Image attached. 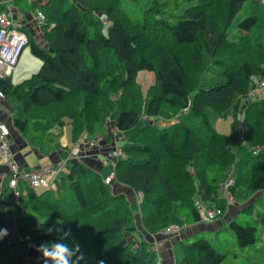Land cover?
Listing matches in <instances>:
<instances>
[{
  "label": "trees",
  "instance_id": "16d2710c",
  "mask_svg": "<svg viewBox=\"0 0 264 264\" xmlns=\"http://www.w3.org/2000/svg\"><path fill=\"white\" fill-rule=\"evenodd\" d=\"M245 1L251 11L232 23ZM119 2L48 0L40 6L46 47L28 40L30 52L41 61L39 68L16 84L9 76L0 78V91L18 105L16 112L11 110V123L26 136L33 128H51L49 121L62 126L69 119L72 141H76L85 131L100 134L94 132L92 122H97L94 128L98 129L104 115L117 111L112 122L117 131L138 128L126 137L122 146L126 156L115 161L113 181L142 192L139 210L144 231L162 230L173 209L187 221H200L197 202L224 212L220 180L231 166L233 194L237 188H255L248 169L259 167L264 178V160L257 158L264 151V95L245 103L242 139L216 132L205 108L223 116L231 112L236 119L239 95H246L254 81L264 76V17L256 11L264 7V0H213L216 12L197 6L176 20H162L165 43L158 31H148L147 23L141 24L142 29L138 28L140 20L130 17V24L124 23L117 13ZM233 36L248 42L245 59L236 63L226 60L228 44L242 49ZM141 70L153 75L146 91L136 81ZM61 104L68 110L65 115L57 114ZM163 106L179 112L177 123L156 127L143 122V115L156 117ZM48 136L32 135L33 140H27L39 148L35 139L44 138L45 151L59 147L55 137ZM55 182L54 192L38 193L26 187V194L14 203L16 232L23 241L36 246L51 243L60 234H47L46 229L56 225L71 230L64 242L70 247L79 244L84 257L79 264L101 260L105 264H154L150 245L143 238L117 239L124 229L133 227L127 225L129 202L121 194L113 195L111 183H104L98 172L73 161L66 164L65 176ZM37 207L47 210L46 221ZM251 208L249 203L242 210ZM253 214L264 229V212ZM228 229L240 249L252 246L258 238L255 224H241L235 217L228 221ZM230 251L199 233L179 241L174 264H221ZM0 264L43 262L13 252L5 259L0 255Z\"/></svg>",
  "mask_w": 264,
  "mask_h": 264
},
{
  "label": "rangeland",
  "instance_id": "374dc122",
  "mask_svg": "<svg viewBox=\"0 0 264 264\" xmlns=\"http://www.w3.org/2000/svg\"><path fill=\"white\" fill-rule=\"evenodd\" d=\"M210 1H213V0H120V2L118 3L117 13L122 17V19L124 20L123 22L127 23L128 25L130 24V21H129L130 17L132 19H135V20H140L139 21L140 25L138 27L140 29H142L140 27L142 23H147V26H149V28H150V29H148V31L151 33L158 31L157 35L159 36L160 40L162 41L163 38L167 37L166 34H164L163 29H162V23H161L162 20H166V21L176 20L177 18L186 14L190 9H193L197 6L203 7L210 12H216L217 7H214V4L212 5V3H210ZM20 2L22 3V5L30 8L31 10L35 6L34 3H28V2H26V0H20ZM47 3H48V0L45 1L44 3H42V6H45ZM251 9L252 8H251V6H249V2L245 1L244 4L242 5V8L235 14V16L232 20V23H234L235 21L240 20L243 17H245L246 15H248L249 12L251 11ZM256 11L260 17H264V7L256 8ZM261 26L262 27L264 26V22H261ZM234 27H235V25H234ZM235 29H236V27L234 28V30ZM42 33H43V26L41 27L40 30L36 28V33L35 34L31 33L32 35H29L28 40L32 39L33 41H35L40 46L46 47V43L42 37ZM256 34H257V32L253 35V37L256 36ZM232 39L237 40L238 46L241 47L242 49L236 50V47H232L228 44V49H229L228 56H229V58L226 60L227 61H234L233 63H236L238 60L245 59L244 56L247 54V49H244V47L247 45L248 42L242 37H234L233 36ZM247 39H250V37H247ZM165 41L167 42V45L170 44L169 39H165ZM163 43H165V42H163ZM189 50H190V48H187V50L185 49V51H184L185 56H186L187 52L189 53ZM40 64H41L40 59L35 57L30 52L29 45L27 44L23 47L22 52L19 55L18 61H17L16 65L13 67L9 78L11 81H13L16 84V83L20 82L23 78L29 76L31 73L36 71L39 68ZM152 80H153L152 73L149 71H146V70H141L140 72H138V74L136 76V81L140 85V88L142 89V91H146L145 90L146 86L149 83H151ZM247 94H248V92H247ZM246 95L240 94L239 95L240 97L237 96V97H239L238 102L240 105V109L244 108V105L246 103V101H244L246 99ZM111 98L113 99L114 95H111ZM4 100H5V102H7L8 104H10L12 106L14 112L17 111V106H18L17 101L11 95H7L4 98ZM163 107H164V109H161L160 113L156 117L147 118L146 115H143L142 116L144 119L143 122L144 123L150 122V123L154 124L156 127H163V126H167V125L169 126L170 123L168 122L167 119L174 117V121L172 123L173 124L177 123L178 121L176 119L178 117L177 115L179 112H177L175 110H169L165 106H163ZM205 109H206V115H207V118L209 120V123L216 132H219L221 134H235V135L239 134V132L241 130L240 113H237L236 119H235V117H233V114L231 112H228L227 114H225L223 116V115L218 114L211 107H206ZM62 112H64V115L67 114V112H68V110L66 109V105H64V104L60 105V108H59L57 114L59 113L60 115H62ZM142 112H143V109H142ZM116 113H117V111L111 115H104V118H102L101 124L99 126L100 128H98V129H96L97 127L94 128L95 125H97V122H95V121L92 122L94 132H96L98 130L97 132H101L100 133L101 135H103V133L106 130H107V132H112V130H113V124H112L113 117L116 115ZM31 117H38V116L34 115ZM165 120H166V122H165ZM49 122L51 123V128H47V129H41V128L35 129V128H33L32 130L29 131V133L26 136L25 135L23 136L19 132L18 133L20 135H22V137H23L22 139L26 140L27 142L32 137V135H34V137H37L39 135H41V136L43 135L44 138L46 135H49L48 137H55L54 141L58 142L60 147L64 149L62 151V154L64 157V155H65L64 153L67 150L71 149L72 143H73L72 134H71V123L69 122V119H65V123L62 126H57L55 123L52 124L51 121H49ZM161 122H165V123H161ZM42 123L46 124L45 121ZM32 124H37V123L32 122ZM137 128H138V125H135V126L129 128L127 130L117 131V137L119 138L117 140L118 145L123 146L126 143V137L128 135H130L131 133L135 132ZM60 129H61V131L58 134V131ZM96 134H99V133H96ZM82 136L83 137L86 136V138H88V141L91 139V135H89L88 131H85L84 133H82L79 138H81ZM48 137H47V139H48ZM120 137H122V139ZM44 138L41 141L39 138L38 139L36 138L35 141H36V143H39V148L37 146H35V147H37L40 151L47 153L45 151L46 147L44 144V140H45ZM31 139L33 140V138H31ZM89 144L94 145L95 144L94 139L90 140ZM78 151L79 150L73 151L71 149L70 155L73 158H76L78 156L76 154V152H78ZM72 152H74V153H72ZM257 158L259 160H262V159L264 160V151L261 154H259V156ZM74 161H81V160H74ZM65 163H66V161H65ZM68 163H69V161H67V164ZM258 168H256V166H255L253 169L250 168L247 171V172H249L247 176L252 174V176L254 177V180L256 182L255 188H252L251 190L246 189L245 187L244 188H237L235 193L234 194L232 193L233 198H234V203L232 205L234 206V209L237 210V213L235 216L236 221L241 223V224H244L245 222H250V223L255 224L257 226V231H256V236L258 237L257 242L253 246H251V247L248 246V248H245L247 250H250L249 251L250 253H251V251L255 250V253H257V256H256V254L251 255L247 251L241 250L240 248H238L237 243L233 238V234L228 228L223 229L221 231H216V232H213V231L203 232L202 231L201 234L205 235L207 238H210L212 241H214V243L218 244L219 246L224 247L225 249L231 250L230 252L235 250V252L240 254V257L235 258V257L231 256L230 252H229L228 256L226 257L224 262H222L221 264H250V263L251 264H259L260 262H258V260L264 262V230H262L261 226L258 224V221L256 220V218L253 214L254 212H258V213L264 212V178L260 176ZM65 170L66 169H64V168L61 170V172L58 174L59 178L65 176ZM105 172H106V166L103 167L102 170H100L101 174H105ZM227 175H228V172H225V174L222 176L220 181H224L223 179H225V177ZM246 181H247V179H246ZM122 186L120 184L114 185L112 183V185H110L111 193L113 195L121 194L124 196V199H126V201H128L126 198V194H122L119 192V187H122ZM50 188H51V190L56 189V182L55 181L51 183ZM127 189H128V191L130 190L134 194L136 193V191L130 187H127ZM36 191H40V188H37ZM231 192H233V190ZM245 202L252 204V208L250 210H241L244 208L243 203H245ZM8 205H9V207L11 206L10 208H12L11 202H8ZM130 205H131V206H129L130 212H132V214H133L135 204L131 203ZM35 210L39 212V215L42 216V219H44V220L46 219V217H47L46 211L47 210H45L44 207H37V208H35ZM179 213L180 212H177V211H175V209H173L171 211V213L169 214V222L174 224V225H179L178 220H180L179 219L180 216L177 215ZM129 218H131V217H129ZM177 221H178V223H177ZM132 226L133 227L131 229H124L119 234L117 239L121 240L123 238H126L127 240H135V241H138V239L141 240V235H139V231H138L140 229H138L134 225H132ZM3 244H2V246L5 245V244L4 245ZM2 249L0 251V254H2L1 256L3 257V259H5L7 254H8L7 253L8 251L6 250V248H4L3 250ZM249 257H250V260H249ZM242 259H244V263L242 262Z\"/></svg>",
  "mask_w": 264,
  "mask_h": 264
},
{
  "label": "crops",
  "instance_id": "0c3cea01",
  "mask_svg": "<svg viewBox=\"0 0 264 264\" xmlns=\"http://www.w3.org/2000/svg\"><path fill=\"white\" fill-rule=\"evenodd\" d=\"M26 2L34 3L35 4L34 9H35V7L37 6L36 3L38 2V0H26ZM12 4L14 5L16 9L17 18L23 21L27 20L24 30L28 33V36L35 34L36 29L34 28V21L33 19H31V14L33 13L34 9L31 10L30 8L22 5L20 0L18 1L12 0ZM11 82L15 84L13 81ZM4 98L0 97V120L3 122H7L9 125L8 141L10 143V149H11L14 160L21 167L36 168L40 165H45V164L55 165V164L63 162L65 164L63 168L66 169L67 161L71 163L74 160H81V162H83L85 165H87L91 169L98 172V174H100L102 178L113 169V163L109 158H106V155L109 150L113 149L116 145H118L117 140L119 138L117 136L113 137L112 132H107L106 130L103 133V135L101 134L91 135L90 140L92 139L95 140L94 145L89 144L90 140L88 141V138H86V136L84 137L82 136L76 141H73L71 149L73 150V148H75L76 150H79L78 152H76V154L78 155L76 158H73L70 155L71 149L67 150L64 153L65 155L63 157L62 151L64 149L61 148L60 145L59 147L52 148L49 151H46L47 153H44L43 151H40L37 147L30 145L26 140L22 139L23 138L22 135H20L18 133V130L13 127L11 123L12 106L8 104L7 102H5ZM167 120L171 124L174 121V117L169 118ZM165 122H161V123H165ZM60 131L61 129L58 131V134L60 133ZM120 138L122 139V137ZM105 166H106V172L105 174H101L100 170H102V168ZM7 172H8L7 165L4 163L2 159H0V175L1 174L4 175L1 180V184H0V218H2L4 225L8 228V231H9L8 238L5 237L2 239L5 245L3 244L4 246H1V247L3 249L6 248V250L8 251L7 252L8 254L13 253V252H20L24 255L26 259L36 260L38 255L40 254L39 252L36 251V246L28 242H25V241H19L18 233L16 232L15 229H13L12 224H11L15 218L14 210H13L14 201H13V196H12L13 188H11L8 185V178L6 175ZM65 173H66V170H65ZM112 183L114 185H118L113 180L111 181V185ZM14 190L20 191L21 195L26 194L24 191L25 188L23 187L22 184L15 187ZM44 190H48V189L40 188V191H36V192L42 193V191ZM52 192H54V190H52ZM119 192L122 194H126V198L129 202V206H131L130 205L131 203L135 204L134 213L132 214L131 212V215H130L131 218L128 219L127 225H134L138 229H140L138 230L139 235H141V238H143L147 243H149V245L153 244L154 242L156 243L157 250L160 256V264H174L175 252L178 248V243L180 240H187L191 236L195 234H199L202 231L203 232L205 231L216 232V231H221L223 229H227L228 221L231 218L235 217L237 213V210L234 209V206L231 204V205L225 206L224 212L220 217L212 221H208V222H203V221L193 222L190 220L187 221L183 219L181 215L177 214L178 216H180L179 218L180 220H178L179 225H176L178 228L173 233L164 234L160 230L157 233L149 234L148 232L142 229V225L140 221V210H139L138 203L136 201V193L134 194L130 190L128 191L127 187L124 185L122 187H119ZM8 202L12 203V208H10L11 206L9 207ZM247 204L249 203H246V202L243 203L244 206ZM262 230L264 229L262 228ZM139 240L140 239H138V241ZM1 247H0V251L2 249ZM241 250H245L248 253H250L249 252L250 250H247L245 248ZM250 254L251 255L256 254L257 256V253H255V250L251 251ZM230 255L235 258L240 257V254L235 252V250L230 252ZM249 260H250V257H249ZM242 262L244 263V259H242ZM258 262H260L259 264L264 263L263 261H259V260Z\"/></svg>",
  "mask_w": 264,
  "mask_h": 264
},
{
  "label": "built area",
  "instance_id": "2783aa9c",
  "mask_svg": "<svg viewBox=\"0 0 264 264\" xmlns=\"http://www.w3.org/2000/svg\"><path fill=\"white\" fill-rule=\"evenodd\" d=\"M47 0H38L36 3L31 19L34 21V28L41 29L44 24L45 15L40 8L42 3ZM27 21V20H26ZM26 21L17 18L16 9L12 4V0H0V78L9 76L13 67L16 65L19 55L25 45L28 44V33L24 30ZM264 95V76L256 79L249 89L246 95L245 101H251L259 99ZM0 97L3 98L4 94L0 91ZM240 122L242 121L243 108L240 109ZM242 123V122H241ZM9 125L7 122L0 120V159L7 165V178L8 185L13 188V201L17 203L21 195L20 191H15L14 188L18 185H23L26 189H51L50 185L59 176V172L63 169L65 164L63 162L58 164H45L40 165L36 168H23L13 158L10 143L8 141ZM112 136H117V130L113 126ZM239 138L242 139L241 130L238 134ZM95 141V140H94ZM258 148L256 149V151ZM73 151H76L73 148ZM255 151V152H256ZM74 153V152H72ZM126 155L122 150V146L116 145L113 149L107 152L106 158H109L113 163V169L105 175L102 180L104 183L109 184L114 179V164L117 159L124 158ZM233 166L228 169V175L225 177L223 183L220 186V195L225 205H231L234 203L233 194L231 192V186L234 184L233 177ZM3 174L0 175V184L3 178ZM25 191V190H24ZM142 192H136V201L141 202ZM199 211V220L203 222L212 221L223 214V210L220 207L208 208L203 203L197 202ZM12 227L16 230V222L12 221ZM2 228H8L4 225ZM178 227L173 224L165 226L161 232L164 234L173 233ZM8 235L6 236L8 238ZM18 240L23 241L24 239L18 235ZM136 245V244H135ZM154 257V264H160V256L157 250V245L154 242L149 248ZM43 262L41 253L37 257Z\"/></svg>",
  "mask_w": 264,
  "mask_h": 264
},
{
  "label": "clouds",
  "instance_id": "9594fccd",
  "mask_svg": "<svg viewBox=\"0 0 264 264\" xmlns=\"http://www.w3.org/2000/svg\"><path fill=\"white\" fill-rule=\"evenodd\" d=\"M54 231L60 234L58 239L51 243L46 242L36 246V251L41 253L43 264H79L84 259L79 244L70 247L69 244L64 242L70 236L71 230H64L56 225L46 229L47 234H52ZM7 235L8 230L0 228V239L5 238ZM78 253L80 254L77 255ZM97 264H105V262L101 260Z\"/></svg>",
  "mask_w": 264,
  "mask_h": 264
},
{
  "label": "bare ground",
  "instance_id": "6f19581e",
  "mask_svg": "<svg viewBox=\"0 0 264 264\" xmlns=\"http://www.w3.org/2000/svg\"><path fill=\"white\" fill-rule=\"evenodd\" d=\"M4 98V97H3ZM245 101V100H244ZM133 197V196H132Z\"/></svg>",
  "mask_w": 264,
  "mask_h": 264
}]
</instances>
